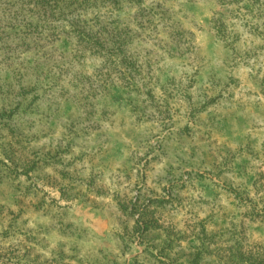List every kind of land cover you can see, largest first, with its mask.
Wrapping results in <instances>:
<instances>
[{"label":"rangeland","instance_id":"1","mask_svg":"<svg viewBox=\"0 0 264 264\" xmlns=\"http://www.w3.org/2000/svg\"><path fill=\"white\" fill-rule=\"evenodd\" d=\"M149 4L173 27L135 47L152 98L114 89L106 122L60 156L72 102L0 125V264H264V220L239 200L264 182V42L238 23L230 49L215 0Z\"/></svg>","mask_w":264,"mask_h":264},{"label":"trees","instance_id":"2","mask_svg":"<svg viewBox=\"0 0 264 264\" xmlns=\"http://www.w3.org/2000/svg\"><path fill=\"white\" fill-rule=\"evenodd\" d=\"M148 1L0 0V125L9 122L17 130L50 120L65 102H72L82 118L66 129L56 148L60 156L77 137L106 122L100 103L114 89L152 98L154 61L135 47L146 40L159 46L154 34L160 24L173 27L169 10ZM215 1L228 17L218 13L214 31L230 49L239 39L238 23L264 42V0ZM128 10L134 15L126 22L121 15ZM170 35L184 42L181 33ZM254 192V199L250 194L238 198L248 217L264 220V182L256 181Z\"/></svg>","mask_w":264,"mask_h":264}]
</instances>
